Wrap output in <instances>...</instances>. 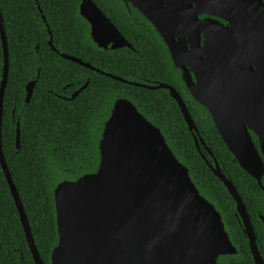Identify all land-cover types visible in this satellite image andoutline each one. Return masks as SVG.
<instances>
[{
  "label": "water",
  "instance_id": "1",
  "mask_svg": "<svg viewBox=\"0 0 264 264\" xmlns=\"http://www.w3.org/2000/svg\"><path fill=\"white\" fill-rule=\"evenodd\" d=\"M81 1L79 14L89 23L91 39L98 49L107 51L109 45L112 50L129 47L92 0ZM126 1L145 11L163 36L173 64L181 71L182 86L193 102L211 116L235 161L262 184L264 160L252 133L259 138L264 153V0H194V9L179 1L173 4L167 0V8L162 5L163 0ZM200 13L209 18L200 19ZM217 19L228 25H221ZM0 34L4 54L0 163L34 260L44 264L3 154L9 48L1 9ZM202 34L206 40L204 47ZM185 38L190 51L183 45ZM61 57L95 70L71 55L62 53ZM34 86L32 82L27 87V103ZM153 89L169 90L189 130L198 134L177 90L166 84ZM111 110L99 141L97 171L75 181L62 180L54 188L58 240L51 253V264H220L221 256L237 252L223 214L199 190L189 168L177 158L162 130L126 97L117 98ZM195 142L199 150L197 139ZM20 145L18 127L17 148ZM206 163L236 200L256 264H264L234 184L223 174L217 160L214 165L207 160Z\"/></svg>",
  "mask_w": 264,
  "mask_h": 264
},
{
  "label": "trees",
  "instance_id": "2",
  "mask_svg": "<svg viewBox=\"0 0 264 264\" xmlns=\"http://www.w3.org/2000/svg\"><path fill=\"white\" fill-rule=\"evenodd\" d=\"M39 8L58 50L68 53L67 46L74 45L77 40V49H82L83 54L76 56L105 72L117 74L120 66L131 73L143 70L157 72L153 64L155 53L140 48L148 40L142 32H137L139 41L136 43L140 55L100 53L92 40V43L89 41L91 38L88 39L89 31L84 20L76 16L73 0H0L9 48L2 148L44 261L51 263V253L58 240L54 188L62 180L75 181L97 171L102 130L117 98L130 99L162 130L169 146L189 168L193 181L206 198L216 203L224 200L227 196L224 185L199 156L181 110L167 92H151L129 86L64 60L47 44L49 37ZM73 18H77V29ZM3 69L0 36V87ZM166 72L165 69L161 72L162 79L166 80ZM88 77L91 83L75 102L66 103L48 93V90L59 92L69 82L74 83V89L78 88ZM32 81H37L36 87L30 104H27L26 86ZM184 99L201 132L209 124L216 134L214 138L219 139L209 114L192 104L189 96ZM144 107H148L146 111L142 109ZM18 127L21 131L20 148H17ZM208 140L221 167L235 185L244 179L248 180H245L247 183H254L237 163H233V157L223 143ZM7 228L19 229V237L26 248L22 252L34 264L23 240L19 215L0 164V264H14L10 241L5 236ZM19 243L16 240L18 246Z\"/></svg>",
  "mask_w": 264,
  "mask_h": 264
},
{
  "label": "flooded vegetation",
  "instance_id": "3",
  "mask_svg": "<svg viewBox=\"0 0 264 264\" xmlns=\"http://www.w3.org/2000/svg\"><path fill=\"white\" fill-rule=\"evenodd\" d=\"M66 1H69V0H66ZM73 1H74V4L76 5V9L74 12H75L76 16H80L84 20V22L87 26V30L89 31L87 33L88 39H89V37L91 38L90 25L79 14V7L82 4V1L81 0H73ZM77 1H78V5H77ZM92 1L97 5V7L107 17V19H109L112 22V24L117 28V30L120 32V34L124 37V39L129 44V47H123V48L116 49V50H112L111 45H109V47L107 49H105L107 51H101L100 50L99 52L102 54H108L110 52H124V54H126V55H130V54H139L140 55V51H138V48H137L138 46L136 47V43H138V41H139V33H137V32H142L144 35H146L148 37V40H146V42H144L142 45L143 47H140V48L142 51H144L147 48L149 50H152V52L155 53L153 64H154V67H156L155 71L157 73H154V71H146V70L136 71V73H131L126 68L121 69L122 67L120 66V67H118V70L120 69L119 72L117 74H113V73L105 72V71L95 67L92 63L82 60L85 63H88L92 67L95 68V70L89 69L90 71L95 72L97 74H101L100 72H103L105 74L112 75V76H115L117 78L123 79V80H125V82L118 81L115 79H113V80L121 82V83H125L129 86H133V85H130L129 83H137L140 85H144L147 88H143V87H138V88L148 90L151 92L166 91L167 95L178 105L176 100L171 97L169 90H167V89H158V90L153 89V88L159 86L160 84H166V85L171 86L177 90V92L181 96V98H182L183 102L185 103L188 110H189V108L187 106V103L185 102L186 98L184 99V97L189 96L191 98L192 104H196L193 102V98L189 94L187 88L183 87L181 82H180L181 71L179 69H177L175 67V65L173 64L169 49H168V47H167V45L163 39V36L159 32V30L155 27V25L148 19V16L145 14V11H142V10L134 7L131 3H129L126 0H92ZM170 1H173L172 2L173 4H174V2L179 1V2L186 4V5L190 4L193 7V9L197 8V4L194 0H170ZM196 1H198V0H196ZM162 3H163L162 5L164 6V8H167V4H168L167 0H163ZM180 8L183 9L184 7L180 6ZM173 10L174 9H172L171 12ZM39 11H40V14L42 16L43 23L45 24L46 32H47L48 37H49L47 39V44L49 45V47L59 56H61V54L64 53V54H68V55H71V56L79 59L76 55L78 53L83 54V52L80 51L82 49H79V48L77 49V40H76L74 45L67 46L68 53L60 51L55 47L53 35L51 33V30H50V27L47 23V20H46L45 16L43 15V11L40 8H39ZM199 18L200 19H205V18L207 19V18H209V16L204 15V13H202V14L200 13ZM217 20L221 23V25H226V26L228 25V23L223 19H217ZM73 21H74V25L77 29V18H73ZM132 27H134V28H132ZM0 36H1V34H0ZM201 38H202L201 39V45L204 47L205 41H206L205 36L202 34ZM91 40L92 39H89L90 42H91ZM175 40L178 43H180V39L178 38V36L175 37ZM183 41H184L183 45L185 47H187L190 51V45H189L188 40L185 38V40H183ZM92 42H93V40H92ZM61 58H63V57H61ZM64 60H66V59H64ZM70 62H72V61H70ZM165 62L167 63L168 66L165 64ZM75 64H77V63H75ZM187 65L189 66V68H191L190 64H187ZM164 69H165V72H166V70H168L166 72V75L164 74V76L166 77V80L161 78V76H162L161 72L164 71ZM101 75H104V74H101ZM127 76H129V78ZM32 82H35V86H34V89L32 92V97H33L37 81H32ZM32 82L27 84L26 93H27V87ZM87 83H88V85L85 88H83ZM90 83H91V78L88 77L86 79V81H84L83 84H79V82H78V84H79L78 88L76 87L74 89V83L69 82L66 85L62 86V88L59 92H53L51 90H48V93L54 95L57 98V100H61V101L66 102V103H72V102L77 101V98L89 86ZM175 84H178V86H176ZM76 86H77V83H76ZM133 87H137V86H133ZM80 90H82V91L80 92ZM119 94H121V93H119ZM32 97H31L29 103H27V104H30ZM26 100H27V96H26ZM178 107H179V105H178ZM197 107L199 109H201L198 105H197ZM3 108H4V106H3ZM146 108H148V107H144L142 109L146 111ZM201 110L204 111V109H201ZM189 113H190V111H189ZM209 118L211 119V121L214 125V128L218 133L219 139L214 138L216 134H215V132L212 131L209 124H208V128L203 129L201 132L199 127L194 122L197 129L199 130L198 134L196 131L192 133L189 130V128H188V130H189V132H190V134L194 140V144H195V147H196V150H197L199 156L205 161V163L207 160L212 165H214L215 160H217V162L220 165V168L222 169L223 174L232 181V179L226 174L225 169L221 167V163H220V161L216 155V152L213 149V147L211 146L210 141L208 140V138H209V139L215 141V143H219V144L223 143L226 146V148L228 149L227 145L225 144V142L221 138L220 133L216 129L215 124H214L210 115H209ZM201 123H203V122L201 121ZM203 124H205V123H203ZM205 132H209V133L206 134ZM195 139H197V142L199 145V150L196 146ZM252 139L254 141V144H255L259 154L261 155V157L264 160V153L262 151V148H261V145L259 142V138L256 136L255 133H252ZM229 152H230V150H229ZM230 154L233 157V160H232L233 163L238 164V162L235 161V157L233 156V154L231 152H230ZM5 160H6V158H5ZM207 166H208V164H207ZM2 171H3V169H2ZM248 175L250 176L251 180L254 181V183H250V182L247 183V182H245L246 179L241 180V182L237 184L238 186L235 185V183L233 181H232V183L234 184V186H235V188H236V190H237V192H238V194H239V196H240V198H241V200H242V202L246 208V211H247V214L249 217V221L251 223V226L253 228V232H254V235L256 238V244H257V247H258V250H259L261 257L263 258V263H264V174L262 176V181H261L262 184H259L258 181L255 178H253L250 174H248ZM238 176H241V174H238ZM238 176H236V178ZM246 181H248V180H246ZM224 189H225L226 195H227V196H225V199L224 200L221 199L217 203L215 202V200H213V201H214L215 205L220 209L221 213H223V215H224V219H225L224 221H225V225L227 227V231L230 234V237L232 239L233 244L235 245V247L237 249V252H235L232 255L221 256L219 258L218 262L220 264H256L254 255L252 253L251 245H250V238L247 235L248 234L247 228H246V225H245V222H244L242 215L238 211L237 202L231 196V194L228 192V190L226 189L225 186H224ZM23 207H24V205H23ZM16 210H17V208H16ZM24 210H25V208H24ZM17 213H18V211H17ZM25 213H26V211H25ZM27 218H28V216H27ZM19 220L21 223V231H22L23 237H24L23 240L26 242V245H27V248L31 254V259H32L33 263L36 264L34 257H33V254L31 252V249L29 247L20 216H19ZM28 221H29V219H28ZM29 225H30V222H29ZM30 228L32 231L31 225H30ZM5 233H7L5 235L6 238L10 241V247L12 249V254L14 255V259H13L14 264H31L30 258L25 256L22 252V250L26 251V248L23 245V241L19 237V229L17 228L15 231L8 229L5 231ZM32 234H33V232H32ZM33 238H34V235H33ZM16 240L20 241L19 246L16 244ZM34 241H35V238H34ZM35 245H36V248L38 250L36 241H35ZM47 246L48 245H46V247ZM45 250L46 249L44 247V252H45ZM38 252H39V250H38ZM39 255H40V258L43 261V263L47 264L44 261L42 254L40 252H39Z\"/></svg>",
  "mask_w": 264,
  "mask_h": 264
}]
</instances>
